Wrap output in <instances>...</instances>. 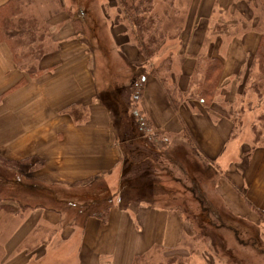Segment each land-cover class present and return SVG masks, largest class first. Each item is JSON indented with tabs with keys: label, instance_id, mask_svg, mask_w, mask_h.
<instances>
[{
	"label": "crops",
	"instance_id": "obj_1",
	"mask_svg": "<svg viewBox=\"0 0 264 264\" xmlns=\"http://www.w3.org/2000/svg\"><path fill=\"white\" fill-rule=\"evenodd\" d=\"M51 25L52 29L57 27ZM76 41L72 49L65 51L60 46L64 42H58L56 51L41 62L45 72L34 80L16 69L10 50L0 44V160L14 164L37 157L43 166L29 177L69 191L86 188L102 178L115 195L113 205L104 221L96 217L83 220L72 207L60 212L31 208L8 216L1 213L5 218L2 225L10 220L16 225L0 237V264H131L134 257L155 247L177 249L185 236H191L178 212L161 209L153 202L133 203L130 196L127 201L119 200L123 155L111 115L96 98L95 85L88 83L91 58L84 55L83 42ZM257 43L258 39L251 51H255ZM223 64V79L235 78L228 74L227 58ZM186 65L189 63L185 60L181 75L175 79L182 91L188 86L184 79L189 78L193 68L186 70ZM18 78L21 79L14 84ZM77 78L83 84L81 90L79 84L77 92L68 90ZM21 81L24 83L17 86ZM163 93L157 80L148 77L140 111L157 130L176 137L184 126L189 127L203 154L216 163L223 162L226 178L217 190L227 211L261 227L257 211H264V146L250 150L249 143L234 146V141L229 140V120L213 119L200 105L189 101L175 113L165 93L162 98ZM71 104L87 107L89 117L82 123L73 122L66 114V107ZM229 143L234 146L232 156L237 159L227 165ZM262 234L264 238V230Z\"/></svg>",
	"mask_w": 264,
	"mask_h": 264
},
{
	"label": "trees",
	"instance_id": "obj_2",
	"mask_svg": "<svg viewBox=\"0 0 264 264\" xmlns=\"http://www.w3.org/2000/svg\"><path fill=\"white\" fill-rule=\"evenodd\" d=\"M165 1L170 7L173 6V0ZM116 2L119 10L117 21L132 36V41L129 42L135 46L145 61L154 60L142 77L136 76L135 73L132 74L131 64L122 53L115 51L111 45H97L98 48L103 47L99 55L103 72L102 84L98 82L95 87L96 98L113 116L112 128L116 132L123 155L122 173L118 180L119 200L127 201L128 197L132 196L136 201L153 202L161 209L178 212L192 231L190 239L206 243L203 241L206 238L213 242V234L204 232L205 227L231 229L228 228L231 224L227 226L220 223L215 226L214 219L220 220V216L222 214L227 216L228 211L224 210L220 199L213 198L209 194L211 192L219 197L217 188L220 181L226 178V174L215 161L203 154L186 126L183 127L180 136L176 137L157 130L151 119L140 111L144 79L146 76H151L157 80L164 90L169 107L175 113L185 101H197L207 109L205 110L207 115L213 119L229 120L232 124L229 135L231 141L236 139L243 127L242 116L245 107L249 110L251 108L247 104L245 107L242 105L234 109L235 101L231 100L230 90L239 83L238 95L243 98L246 94L243 88H246L249 80L244 79L241 82L240 76L232 78L227 84V105L222 107L223 105L216 103L215 95L222 82L224 64L217 56L206 55L196 59L188 87L183 91L180 90L173 77V51L170 50L166 55L162 52L167 44L175 40H177L176 47L181 43L178 33H170L162 22L161 18L165 17L166 10L164 9L161 14L157 13L153 0H116ZM192 3L193 0L191 6ZM31 5V0H0V44L9 48L16 69L34 80L45 72L41 62L50 53L48 41L51 39V31L49 22L43 24L36 17L27 15ZM83 11L78 12L79 17L84 15ZM190 13L191 11L184 15L181 28L188 27L186 23L189 21L195 26L196 15L203 17L202 12L197 13L192 10V14ZM69 15L74 27L76 22L77 24L81 22L75 18L76 15L70 13ZM261 23L262 21L259 22L258 19L255 27L259 29ZM83 29L79 28L77 32L89 40L97 38L93 32L94 28L88 29L89 34ZM113 58L116 62L122 63V66L115 70L111 65ZM250 64L256 68V71L247 86L249 93L245 98L255 96L257 101H262L264 99V31L261 32V28ZM23 83L24 81H21L17 86ZM242 98L240 102L245 99ZM89 113L90 110L85 106L71 104L66 107V114L72 117L75 123H82L89 117ZM125 126L132 131L129 135L124 132ZM251 132L253 138L249 143L251 144L249 150L264 146V111L251 125ZM152 133L169 136H166V140L163 138L161 150L149 136ZM170 145L176 146L172 149L173 146ZM42 166L43 162L37 157H29L14 164L0 160V226L5 220L1 213L5 214L3 216H8L31 208L60 212L64 207H72L76 210V216L83 220L88 217L106 220L115 195L111 194L102 178L93 180L86 188L69 191L29 177V174L38 171ZM207 182H210L209 188H203V184ZM131 188H134L133 192ZM186 197L190 200L187 201L189 198ZM192 204L196 205V208H193ZM228 216L232 217L229 212ZM257 216L262 231L257 230L255 239L257 238L258 244L264 246V243L259 242V235L264 230V211H257ZM251 240L252 246H255V240ZM154 251L165 252V258L161 262L156 260L154 256L157 254H151ZM170 252L172 251L155 247L151 252L134 257L131 264H187L182 252H179L180 254Z\"/></svg>",
	"mask_w": 264,
	"mask_h": 264
},
{
	"label": "rangeland",
	"instance_id": "obj_3",
	"mask_svg": "<svg viewBox=\"0 0 264 264\" xmlns=\"http://www.w3.org/2000/svg\"><path fill=\"white\" fill-rule=\"evenodd\" d=\"M31 1L32 5L28 8L27 15L36 17L37 20L42 21L43 24L46 22H49L50 24L52 39L48 41L50 53L56 51L55 48L58 46V42H64L63 45H60L62 47L61 51L72 49L73 45L77 42V39L83 42L84 55L87 54L91 58V76L88 80L89 84H94L95 87L98 82L102 84L101 74L103 72V64L102 61H99V55L103 47L98 48L97 45L99 44H105L106 46L111 45L114 47L115 51L122 53L131 64L132 74L135 73L136 76L142 77L144 75L143 73L147 72L152 66L154 60L145 61L143 59L135 46L130 43L132 41V36L129 32L125 31V27L123 25L118 23L117 20L119 10L117 9L116 0ZM153 1L155 5L154 7L156 8L155 11L157 13L161 14L164 9L166 10V12H164L166 13L165 17L161 19L163 24H165V26L169 29L168 31L173 34L178 33V36L181 39V43H178L177 47V40H175L174 42L167 44V46L162 50L163 55L168 54L170 50L173 51L172 57L174 64H176L173 66L172 71L174 72L173 77L176 80L182 73V64L185 60L190 65H186V70H188L193 67L198 57L206 55L217 56L222 59L224 63L227 58L229 62L227 69L228 74L240 76L241 82L244 79L249 80L246 88H243L246 91L243 98L238 95V90L240 88L238 87L239 83H237L230 90L232 94L231 100L235 101L233 103L234 109H237L238 106L241 107L242 105L245 107L247 104H249L251 108V110H249L245 107L242 116L243 127L239 132L237 131L238 136L236 139H233L234 142L232 143L234 146L241 147L246 145L245 143H250V141L252 142L253 132H251V125L255 122L256 117L264 111V99L262 101H257L255 96H252V98L245 97L249 93L247 86H249L252 78H254L256 71V68L252 67L250 64L255 52L251 50L254 45V41L259 37L260 28L261 32L264 31V0H193L192 6L191 0H173V6L171 5V7L165 0ZM80 10L85 11H83L84 15L82 17L78 16L80 15L78 13ZM192 10L197 13L202 12L201 16L203 17L196 15L195 26L192 21H189L186 23L188 27L185 26L181 28L184 15L188 14L190 11V14H192ZM69 13L73 16L76 15L75 18H78L81 21L78 24L77 22L75 23V27L77 29L84 28L83 30L86 29V34H89L88 29L94 28L93 32L96 34L97 38L89 40L84 35L79 34L71 22ZM258 19L259 22L262 21L259 29L258 27H255ZM51 24H54L57 27H53L52 29ZM88 41L91 43H88ZM174 47L176 48L174 49ZM194 48L196 49L193 52ZM96 61L97 64L95 66V74L93 76V69ZM112 62L113 63L111 65L113 66V70L122 66V63L119 61L116 62L114 58L112 59ZM77 65L75 64V70ZM250 68L251 72H249ZM190 76L188 79H184V82L186 81L187 84H189ZM148 77L150 76H146L144 80L148 79ZM183 77L186 78V75ZM232 78L233 77L227 80L222 78L221 85L216 91L215 101L216 103L223 105L222 107L227 105V84ZM20 79L18 78L17 80H14V84H16ZM77 84H79L80 91L83 84H81V79L79 78L74 80L69 85L68 90L77 92ZM162 96V98H164V93ZM241 98L245 99L240 102ZM187 102L188 101H185L183 105ZM189 102H192L191 104L200 105L201 109L203 108L204 110H207L197 101ZM110 118L111 122H113L112 114ZM188 129L190 130L189 127ZM124 132L129 135L132 131L129 127L125 126ZM149 136L153 138L156 147L161 150L164 142L163 138L166 140L167 135L152 133ZM233 145L231 143L227 144V165H229L231 161L233 162V159H237L232 156V152H234ZM175 146L176 145H174L172 149H174ZM217 165H219L221 169L223 167L221 171L224 170V165L221 160L217 161ZM207 178L208 175L205 179L207 180ZM209 184L210 182L203 184V188H209ZM209 194L213 198L216 197L220 199V203L224 205V210L227 211V206H225L223 200L221 199L218 190L217 194L219 197L211 192ZM130 198L133 200V203H135L136 200L133 199L132 196H130ZM121 200L125 201L124 199ZM189 200L190 198L187 201ZM193 208H196V205H193ZM218 208L221 209V206L218 205ZM228 212H226L227 216L222 214V216H220V220L215 221L214 219V224L215 226L220 223L227 224V226L231 224L228 227L231 228L230 230L217 227L213 229L205 227L203 230L204 232L206 231L213 234V242L206 238L203 240L206 241V243L200 241L196 242V240L190 239L191 236L188 238L185 236L183 242H181L177 249H171L172 252L170 253L172 254L176 252L177 254H180L179 252H182L184 255L183 258L187 259V264H264V246L258 244L257 238L255 239V233L257 230L262 231V228L255 226L257 228L256 229L254 226L250 225L251 223L249 224L244 219L241 220L231 215L236 218L234 219L228 216ZM11 221L12 220L7 221L4 225H2V227L4 226V233L3 235L0 233V237L3 238L7 233H10L11 230L14 229L16 224ZM251 239L255 240V246H252L253 241ZM259 240L260 243H264L262 233L259 235ZM154 253L158 255H155L154 258L160 262L165 258V252L163 251H154L151 254Z\"/></svg>",
	"mask_w": 264,
	"mask_h": 264
}]
</instances>
